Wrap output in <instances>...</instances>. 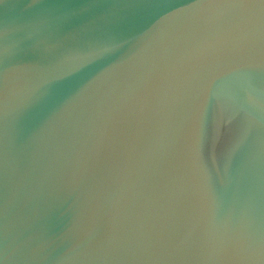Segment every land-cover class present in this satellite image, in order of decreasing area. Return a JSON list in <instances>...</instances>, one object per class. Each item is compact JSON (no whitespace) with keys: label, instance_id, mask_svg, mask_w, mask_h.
I'll return each mask as SVG.
<instances>
[{"label":"water","instance_id":"water-1","mask_svg":"<svg viewBox=\"0 0 264 264\" xmlns=\"http://www.w3.org/2000/svg\"><path fill=\"white\" fill-rule=\"evenodd\" d=\"M0 264H264V0H0Z\"/></svg>","mask_w":264,"mask_h":264}]
</instances>
